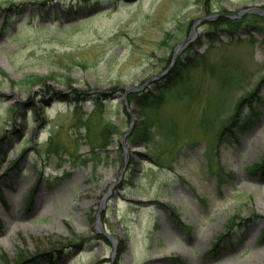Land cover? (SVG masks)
<instances>
[{"label":"rangeland","instance_id":"1","mask_svg":"<svg viewBox=\"0 0 264 264\" xmlns=\"http://www.w3.org/2000/svg\"><path fill=\"white\" fill-rule=\"evenodd\" d=\"M258 6L0 0V264H264V43L208 24Z\"/></svg>","mask_w":264,"mask_h":264},{"label":"trees","instance_id":"2","mask_svg":"<svg viewBox=\"0 0 264 264\" xmlns=\"http://www.w3.org/2000/svg\"><path fill=\"white\" fill-rule=\"evenodd\" d=\"M82 1L84 3H88V2H92V1H98V0H79ZM127 2L131 3L134 2L135 0H126ZM39 6L41 7H46L47 3L46 2H37ZM209 25L212 26L211 31L209 32L210 35V40L211 43H215L217 40L216 38L213 39L212 36L216 35V33L218 31H222L225 32V34L227 35H231L234 36V34L238 33L240 30H246L247 33L252 34V36H260V34L262 35V39L261 42L264 43V18L263 17H258V16H254V15H248L245 17H242L238 20H231V19H226L224 17H219L218 20L214 23H208ZM8 24L6 23V26ZM171 39V33L168 34V36L166 37V39L164 40V42L162 43L163 46L166 45L169 40ZM182 66V64L178 63V65L175 68V71L173 72V74H171L170 77L167 78V83L170 82V85L168 86V91H172V89H176V95L178 93H181L183 90V87L185 86V84L187 83V81H189V71L193 68H195V64L191 65V66H187V68L184 69H180V67ZM211 71H215L214 68L210 69ZM179 86H181V88L179 89ZM182 89V90H181ZM165 93H159L156 97V99H152L149 98L148 100H146L145 103H142V99L143 97H139L138 95H130V99L133 102H137L140 103L143 106V110H152L154 108L157 107V104L159 102H162L165 100ZM250 96V95H249ZM247 96V97H249ZM246 99H249L247 98ZM252 97V96H251ZM242 100V99H241ZM245 104V100L239 102L236 106H235V111L234 114L232 115L231 121L228 125H224L223 126V132L220 135V139L218 141L222 142L226 136L228 134H233V130L231 131L229 128L230 124H233L236 119H238L242 112H243V107ZM150 122L147 121V123L143 124V127L145 129V135L144 137L146 138L148 135V131L147 129H150L151 127V122H152V118H148ZM251 123V120H246V122L240 126V130H243V128L248 127V125ZM80 124H82V121H80ZM108 127H104V129L102 130L101 136H103V134L107 131ZM112 129V128H111ZM113 130V129H112ZM225 137V138H224ZM149 140V138L146 139V141Z\"/></svg>","mask_w":264,"mask_h":264},{"label":"water","instance_id":"3","mask_svg":"<svg viewBox=\"0 0 264 264\" xmlns=\"http://www.w3.org/2000/svg\"><path fill=\"white\" fill-rule=\"evenodd\" d=\"M238 14H227V15H219V17L228 18L231 20H238L242 17L248 16V15H254V16H260L264 18V10L262 7H249L248 9H243L237 12ZM184 47V46H183ZM183 47H178L179 50L183 49Z\"/></svg>","mask_w":264,"mask_h":264},{"label":"bare ground","instance_id":"4","mask_svg":"<svg viewBox=\"0 0 264 264\" xmlns=\"http://www.w3.org/2000/svg\"><path fill=\"white\" fill-rule=\"evenodd\" d=\"M14 216V217H13ZM13 216L12 217H10L9 219H8V222L10 223V226H13V225H15V229H13V232H10L9 231V229L7 230V231H5V233H4V235L5 236H7L8 238H7V240L9 241V242H11V240H13L14 241V239H13V234H14V232L15 231H17V229L18 228H20L21 226H20V224H17L16 223V220H15V218H16V216L13 214ZM236 220V219H235ZM82 247H86L85 245H82Z\"/></svg>","mask_w":264,"mask_h":264}]
</instances>
